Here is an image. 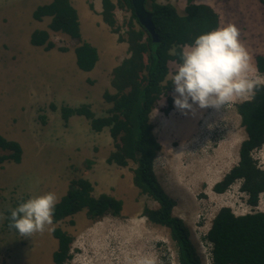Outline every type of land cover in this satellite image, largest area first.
<instances>
[{"label": "rangeland", "instance_id": "374dc122", "mask_svg": "<svg viewBox=\"0 0 264 264\" xmlns=\"http://www.w3.org/2000/svg\"><path fill=\"white\" fill-rule=\"evenodd\" d=\"M85 1L102 7L101 0ZM113 2L116 28L120 31L117 37H126L131 12L121 8L118 0ZM157 3L172 5L184 15L187 0H157ZM196 3L207 4L219 14L220 28L234 24L239 29L240 43L251 57L249 75L264 74L256 69L257 56H264V4L259 0ZM30 6L29 0H0L1 47L4 43H15L23 49L28 32L21 34L25 29L21 9ZM50 35L55 44L52 52L41 50L38 55L34 48L26 46L25 53L18 51L24 56L22 60L19 57L20 64H26L24 69L15 65L16 72L11 73L14 76L11 78L1 76L0 71V134L23 149L21 163L0 164V264H19L24 258L29 260L28 264H54L52 256L58 248V240L52 235L55 225L46 226L42 233L22 236L6 225L7 212L20 202L48 192H58L55 194L60 199L77 178L91 181L96 196L110 194L121 199L124 207L119 217L108 215L93 221L83 211L60 222L58 226L73 238L70 251L73 258L67 264H136L146 254H151L157 264H178L169 230L148 222L143 215L145 207L157 209L158 205L134 186L135 165L118 167L107 163L115 150L109 130L93 131L90 121L83 116H73L66 122L60 112L63 105L79 108L89 104L98 117L104 116L111 105L103 95L114 92L112 71L129 56L128 45L115 66L106 65L105 53L95 72L88 73L74 64L77 41L63 33L50 32ZM97 37L107 40L102 33ZM25 41L31 45L28 39ZM90 43L95 44L93 40ZM63 49L73 55L65 77L54 74V67L58 63L63 65L66 54ZM177 63H169L170 72ZM176 95L172 94V105L162 98L150 115L155 138L162 148L153 167L163 189L177 201L173 213L189 229L201 263L211 264V247L205 237L222 208L229 207L236 216L264 212V195L257 206H250L247 195L240 190V182L226 193L213 191L239 161V149L247 135L238 103L252 95L236 98L220 109L193 105L192 110L183 112L174 104ZM51 105L57 106L56 110ZM253 156L263 170L264 144L253 151ZM63 185L67 188H62Z\"/></svg>", "mask_w": 264, "mask_h": 264}, {"label": "trees", "instance_id": "16d2710c", "mask_svg": "<svg viewBox=\"0 0 264 264\" xmlns=\"http://www.w3.org/2000/svg\"><path fill=\"white\" fill-rule=\"evenodd\" d=\"M102 16L113 33L116 28L113 0H101ZM264 4V0H259ZM121 8L131 12L126 37L119 41L127 43L128 58L112 71L111 87L103 95L111 107L104 116L98 117L89 104L79 108L61 106L60 112L66 122L73 116H83L90 121L91 129L101 132L108 129L114 141L115 150L107 163L118 167L135 165L133 184L149 200L158 205L157 209L145 207L144 217L148 222L169 230L177 251L178 264H202L196 248L191 242L189 229L182 219L173 215L176 201L163 189L154 171L153 162L160 151L155 138L150 113L162 98L172 105L174 86L167 77L169 63L179 62L182 46L192 44L197 37L220 28L219 14L207 4L187 0L185 14L181 15L172 5H162L157 0H148L147 8L153 15V23L159 41L154 42L149 33L139 24L131 0H118ZM51 16L49 28L61 32L77 41L76 64L80 70L91 72L99 61L97 49L81 39L80 24L76 9L70 0H53L51 4L39 6L33 13L41 21ZM30 43L51 50L55 44L50 41L48 31L36 30ZM66 51V49H63ZM258 72H264V56L256 58ZM56 110L57 106H50ZM238 112L247 139L239 149V162L218 182L213 191L227 192L236 182H241V192L248 197V204L255 207L264 194V170L253 156V151L264 144V86L261 85L250 99L238 105ZM169 113V109L166 110ZM23 149L19 143L10 141L0 134V164L12 161L21 163ZM91 164V162H90ZM124 202L110 194H94V185L85 178L70 182L68 191L56 204L52 234L58 240V250L53 254L55 264H66L73 238L58 224L83 211L90 220L97 221L108 215L119 217ZM7 212L6 225H9ZM9 227V226H8ZM15 230V229H13ZM16 231V230H15ZM17 232V231H16ZM205 241L211 246V264H264V212H252L236 216L228 207L222 208L213 220Z\"/></svg>", "mask_w": 264, "mask_h": 264}, {"label": "clouds", "instance_id": "9594fccd", "mask_svg": "<svg viewBox=\"0 0 264 264\" xmlns=\"http://www.w3.org/2000/svg\"><path fill=\"white\" fill-rule=\"evenodd\" d=\"M239 37V29L229 24L200 35L192 44L182 46L179 62L168 76L175 94H178L174 99L177 109L190 111L193 105L201 109H220L236 98L255 94L264 84V74L255 77L249 75L251 57ZM56 204L57 196L54 192L20 202L8 217L9 229H15L26 237L42 233L46 226L53 223ZM136 264L157 262L151 254H146Z\"/></svg>", "mask_w": 264, "mask_h": 264}, {"label": "crops", "instance_id": "0c3cea01", "mask_svg": "<svg viewBox=\"0 0 264 264\" xmlns=\"http://www.w3.org/2000/svg\"><path fill=\"white\" fill-rule=\"evenodd\" d=\"M29 1H31V6L29 8H27V9H21V15L25 19V29L21 30V34L23 35L26 32H28L25 40L28 39V41H30L32 33L34 31H36V30L48 31L49 34H50V32H55V31H52L49 28V25H50V23L52 21V17L51 16H46L41 21L35 20L33 18V13L39 6L51 4L53 2V0H29ZM70 2H71L73 7L77 11L78 21H79V24H80V31H81V39H82V41L91 44L90 40H93L95 42V44H91V45L93 47H95V46L99 47L97 52L99 51L98 55L100 56V58H99V61L97 62L96 65H98L100 63V59H102L103 57H105L107 55L108 58L106 60V65L108 64L107 66H110L109 64H112V65L115 66L118 58L121 57L122 54L124 53L123 51H124V48H126L125 45H127V44L124 43V42H119V37H117L118 35L113 33L111 28H110V26L104 22L103 16H102L103 9L100 6V4H96V2H95L94 4H90L89 5V3H87L85 0H70ZM101 4H102V2H101ZM22 10H25V12L22 13ZM26 11H27V18H25ZM48 20H51V21H48ZM44 22H47L45 24V27H44V24H43ZM37 25H43V27L42 28L41 27H36ZM85 30H86V33H87L86 36H84ZM56 33H61V32H56ZM98 33H102V34L106 35L107 40H100L97 37ZM66 36H68V35H66ZM69 38H71V37H69ZM25 40H24L23 49H20V47L17 44H15V43L8 44V45H6L4 43V46H2V47H1L2 43H0V71L2 72L1 76H7L9 78L14 77L11 73H15L16 72L15 65H19L20 66L19 69H24L26 64L25 63L20 64L21 60L24 59V56L18 51H22L23 53H25L26 52L25 51L26 46H29L30 48H34V50L38 53V55L41 52V50H42V52L47 51V54L54 50V48L51 49V50H46L44 48V46H33V45H30L29 42H26ZM50 41H51V35H50ZM67 52L65 51L66 54L64 53L65 57H64V60H63V65L61 63H58L57 66L54 67L55 68L54 74L60 75L61 77H63V76L65 77L67 75L66 74L67 70L69 71L68 68L71 67V66H67V65L72 60V56L73 55H72V53H70V52L67 53ZM69 53H70V55H69ZM105 53H106V55H105ZM47 56H49V55H47ZM19 57L21 58V60L19 59ZM74 58H75V61H74V64H75L76 63V55L75 54H74ZM35 59L36 58L32 59V62ZM104 67L105 66L103 65V69H102L103 72L105 71ZM96 69L97 68H95L93 71L88 72V73L95 72ZM240 103L241 102H239L238 105ZM151 113H150V115H151ZM161 150H162V148L160 147V151ZM160 151L158 153H160ZM158 153H157V155H159ZM236 183H239V182H236ZM236 183L233 184L229 188V190L231 188H233L236 185ZM62 188H67V185L66 186L63 185ZM229 190H227V192ZM55 193H58V192H55ZM61 198L59 199L57 197V203L61 200ZM69 218H71V217H69ZM15 233H17V232H15ZM14 235L15 234L13 233L12 236H14ZM31 257L32 256H30V258ZM71 260H69V261H71ZM28 261H27L26 258H24L23 259V263H22V260H21L19 264H28ZM9 264H12V263H9Z\"/></svg>", "mask_w": 264, "mask_h": 264}, {"label": "water", "instance_id": "95a60500", "mask_svg": "<svg viewBox=\"0 0 264 264\" xmlns=\"http://www.w3.org/2000/svg\"><path fill=\"white\" fill-rule=\"evenodd\" d=\"M148 0H131L134 13L139 21V24L149 33L154 42L159 41L153 23V15L148 10L146 4Z\"/></svg>", "mask_w": 264, "mask_h": 264}, {"label": "bare ground", "instance_id": "6f19581e", "mask_svg": "<svg viewBox=\"0 0 264 264\" xmlns=\"http://www.w3.org/2000/svg\"><path fill=\"white\" fill-rule=\"evenodd\" d=\"M128 32V31H127ZM44 49V48H43ZM175 186V185H174ZM172 196V195H171ZM173 197V196H172ZM174 198V197H173ZM175 200V199H174ZM173 215H174V213H173ZM175 216V215H174ZM177 218V217H176ZM70 220V219H69ZM53 235V234H52ZM53 246H54V244H53ZM54 248V247H53ZM71 249V248H70ZM58 250V249H57ZM79 252V251H78ZM50 253V252H49ZM53 257V256H52ZM70 262V261H69ZM55 264V263H54Z\"/></svg>", "mask_w": 264, "mask_h": 264}]
</instances>
